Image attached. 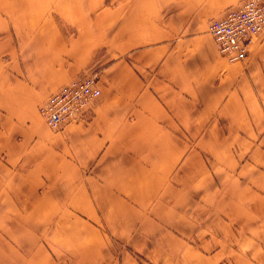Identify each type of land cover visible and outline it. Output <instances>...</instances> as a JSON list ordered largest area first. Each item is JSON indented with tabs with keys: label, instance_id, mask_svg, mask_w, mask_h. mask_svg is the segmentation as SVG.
<instances>
[{
	"label": "crops",
	"instance_id": "obj_1",
	"mask_svg": "<svg viewBox=\"0 0 264 264\" xmlns=\"http://www.w3.org/2000/svg\"><path fill=\"white\" fill-rule=\"evenodd\" d=\"M242 1L0 0L2 91L101 89L0 137V264H264V30L233 63L208 31Z\"/></svg>",
	"mask_w": 264,
	"mask_h": 264
},
{
	"label": "built area",
	"instance_id": "obj_2",
	"mask_svg": "<svg viewBox=\"0 0 264 264\" xmlns=\"http://www.w3.org/2000/svg\"><path fill=\"white\" fill-rule=\"evenodd\" d=\"M263 29L264 0H243L213 18L208 27L218 52L230 63L246 58L250 44ZM99 94L94 75L86 74L60 85L39 105L38 112L50 129L59 130L81 120Z\"/></svg>",
	"mask_w": 264,
	"mask_h": 264
},
{
	"label": "rangeland",
	"instance_id": "obj_3",
	"mask_svg": "<svg viewBox=\"0 0 264 264\" xmlns=\"http://www.w3.org/2000/svg\"><path fill=\"white\" fill-rule=\"evenodd\" d=\"M230 8H232V6L228 7L225 10V12ZM13 48H14V46L12 44H1L0 45V77L3 74L13 72L12 62H11L12 54H13ZM86 74L87 75H94L96 84H97V86L100 90V94H101L100 77L98 76L96 71L86 72L77 78H80ZM8 75L12 76V74H8ZM8 75H6V76H8ZM74 79H76V78H74ZM71 80H73V79H71ZM6 83L8 84V87L4 91H2L1 86H0V118L4 119V120L8 119L7 122L0 121V137H1V139L5 138V141L2 142V144L5 146L7 145L6 140L8 139V137L15 136L16 138H18V137H20V135L23 134L17 125L20 121H22L24 123L25 121H33V120L39 119V121L42 122V124L45 126V128L47 129V131L49 133L56 134V133L62 132L64 127L68 124H72V123H83V124H85L89 120L90 108H89L88 112L86 113V115L81 120L65 124L59 130H52L43 121L42 117L40 116V114L38 112V108H39V105L43 101H45L49 97V95H51L54 91L51 94H49L48 96L44 95L43 97H39L38 96L39 94L38 95H29V94L20 93L19 92V90H20L19 84L14 85L13 88H10L9 83L8 82H6ZM0 85H1V82H0ZM100 94H99V96H100ZM90 107H91V103H90ZM5 157H6L5 153L0 150V162H3L5 160Z\"/></svg>",
	"mask_w": 264,
	"mask_h": 264
},
{
	"label": "bare ground",
	"instance_id": "obj_4",
	"mask_svg": "<svg viewBox=\"0 0 264 264\" xmlns=\"http://www.w3.org/2000/svg\"><path fill=\"white\" fill-rule=\"evenodd\" d=\"M209 31V30H208ZM210 33V32H209ZM212 36V35H211Z\"/></svg>",
	"mask_w": 264,
	"mask_h": 264
}]
</instances>
